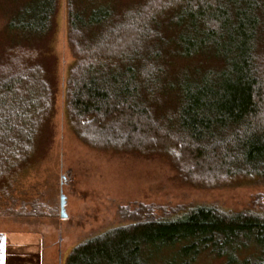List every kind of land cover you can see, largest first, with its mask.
<instances>
[{
    "label": "trees",
    "instance_id": "1",
    "mask_svg": "<svg viewBox=\"0 0 264 264\" xmlns=\"http://www.w3.org/2000/svg\"><path fill=\"white\" fill-rule=\"evenodd\" d=\"M58 6L3 8L2 196L32 163L54 111L41 55ZM66 38L65 114L85 145L160 155L197 186L264 183V0H66ZM155 209L129 211L133 221L85 238L65 264H194L202 254L264 264V209Z\"/></svg>",
    "mask_w": 264,
    "mask_h": 264
},
{
    "label": "rangeland",
    "instance_id": "2",
    "mask_svg": "<svg viewBox=\"0 0 264 264\" xmlns=\"http://www.w3.org/2000/svg\"><path fill=\"white\" fill-rule=\"evenodd\" d=\"M17 2L0 0V48L6 42L3 8L12 12ZM42 50L53 81L54 111L32 163L16 176L8 195H0V217L17 218L21 224L14 228L43 231L48 264H65L70 250L85 238L133 221L128 212L141 204L155 206L160 216L200 204L232 211L264 209L263 182L197 186L160 155L97 150L79 140L64 108L65 80L73 60L66 38V0H59L53 34ZM194 264L224 260L202 254Z\"/></svg>",
    "mask_w": 264,
    "mask_h": 264
},
{
    "label": "crops",
    "instance_id": "3",
    "mask_svg": "<svg viewBox=\"0 0 264 264\" xmlns=\"http://www.w3.org/2000/svg\"><path fill=\"white\" fill-rule=\"evenodd\" d=\"M17 220L0 217V264H48L43 231L14 228Z\"/></svg>",
    "mask_w": 264,
    "mask_h": 264
},
{
    "label": "water",
    "instance_id": "4",
    "mask_svg": "<svg viewBox=\"0 0 264 264\" xmlns=\"http://www.w3.org/2000/svg\"><path fill=\"white\" fill-rule=\"evenodd\" d=\"M60 206H61V204H60Z\"/></svg>",
    "mask_w": 264,
    "mask_h": 264
}]
</instances>
